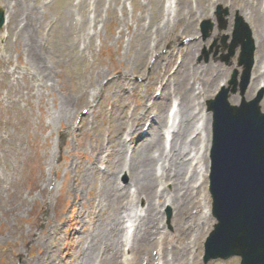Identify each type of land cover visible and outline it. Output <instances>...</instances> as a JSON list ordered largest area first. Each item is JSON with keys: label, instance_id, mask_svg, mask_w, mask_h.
I'll return each mask as SVG.
<instances>
[{"label": "rangeland", "instance_id": "1", "mask_svg": "<svg viewBox=\"0 0 264 264\" xmlns=\"http://www.w3.org/2000/svg\"><path fill=\"white\" fill-rule=\"evenodd\" d=\"M231 1L176 0V9L170 12L166 7L169 0H0V9L7 17L12 6L20 16L33 15V35L42 44L48 75L42 82L32 69L25 41L21 44L17 41L13 25L9 32L7 27L0 28V264H28L52 241L61 248L56 254L59 262L70 264V255L79 250V238L83 242L94 233L98 218L96 214L93 219L94 211L88 208L94 189L83 178V171L90 167L87 152L104 143L105 151L109 149L115 154L112 138L121 137V141L130 142V126L123 133L113 126L119 127L122 120L125 123L150 117L151 111L145 109L153 104L161 78L175 76L172 71L178 67L176 61L181 55L178 52L185 47L181 41L187 38L192 40V45L185 56L188 63L185 67L189 69L185 86L177 84L181 81L177 76L167 89L170 96L165 92L164 99L159 98L155 103L169 106L177 96L180 102L184 100V114L194 118L188 139L179 141L177 149L190 152V157H186V174L193 176L191 184L196 187L197 208L193 212L206 218L203 229L193 233L188 264H205L204 243L215 220L204 213V197L210 207L212 203L207 192L208 175L204 182L202 176L195 175V162H191L199 152L198 161L205 158L209 169L212 116L207 113L205 102L215 96L221 85H227L235 69L242 70L237 61L239 50L232 66L220 61L222 53L214 58L222 36L232 35L237 17L246 21L244 16L250 14L249 8L244 11L242 7L245 0H233L236 8ZM219 6L229 11L226 18L230 31L217 29ZM203 19L215 24L212 36L206 41L199 29ZM259 26L264 28V21L261 24L260 20ZM205 51L209 53V62ZM160 56L164 59L160 60ZM235 97L241 99L240 95ZM68 100L72 102V119L60 122L57 116ZM84 110L89 114H84ZM164 140L166 151V137ZM192 140L194 146H190ZM132 150L127 149L126 163ZM82 153L85 157L81 169L77 165ZM169 153V150L165 152L163 158ZM162 160L156 161L157 174H161ZM97 166L104 170L102 162ZM109 172L108 168L101 174ZM118 178L121 186L130 185L126 172L119 173ZM96 181L95 189L102 184L101 178ZM80 185L84 187L77 194ZM163 189L171 192L172 184L159 187L160 191ZM129 191L134 195V188L129 186ZM145 204L144 199L134 197L132 212L129 215L124 212L127 215L122 223L124 239L127 238L125 226H132L130 221L138 225ZM89 211L93 212L92 219ZM162 213L161 229L172 234L173 209L164 207ZM56 228L61 229L60 235ZM175 242L169 240V249ZM208 264H240V258Z\"/></svg>", "mask_w": 264, "mask_h": 264}, {"label": "bare ground", "instance_id": "2", "mask_svg": "<svg viewBox=\"0 0 264 264\" xmlns=\"http://www.w3.org/2000/svg\"><path fill=\"white\" fill-rule=\"evenodd\" d=\"M262 1L263 0H253L251 3L249 0H245L242 5L244 11L246 8H249L250 14L244 17L246 19L245 22L250 25L249 27L252 30L256 47V64L252 75V82L246 94L247 98H253L256 90L264 88V28L262 26L260 28L259 26L260 20L261 24L264 21V8L261 5V3L263 4ZM235 2L236 1L233 0L231 1L233 7H235ZM12 4L13 2L9 4V7H11ZM251 5L253 13L251 12ZM14 7H16V3ZM19 14L20 12L16 11L12 6L10 24L14 26L13 28L15 29L17 41L20 42V44L22 41H25V47L30 54L29 60L32 63V69L40 77L42 82H45L48 77V75H46L47 65L45 63L42 44L38 42L33 35L35 29L31 21L34 20L33 15L27 14L23 17V14L22 16ZM191 44L192 43L189 42L186 44V47L191 46ZM229 51L230 48L224 51L222 44H220L214 56L222 53L228 60H231ZM159 59L162 60L164 58L160 56ZM168 59L170 58H166V60ZM187 64L188 63L185 62V65ZM185 65H182L177 73V76H180L179 78L181 80L177 84L181 85V87L185 86L189 75V69L186 70ZM153 68L157 70L158 67ZM161 79H163V77ZM251 88H253V92L249 94ZM179 94H181V91ZM156 100L158 99L156 98ZM177 100L178 99H174L171 101L169 109L172 104L177 103L178 105ZM238 100L239 99L235 96L231 98L233 104H237ZM75 102L76 101H73V103ZM71 103L72 102L68 100L62 104L61 112L57 116L60 122L65 119H67V121L72 119L71 117L73 114L70 110ZM183 104L181 106V109L183 108V115L182 110L180 111L181 120L179 129L177 131L174 130V132L172 130L173 141L171 146L168 147L170 148V153L165 159L163 158L166 151H164V130L162 126H167L169 129L173 127L174 119L170 118L169 115L170 111L174 108H172L167 113V117H165L167 106H162L158 103H153L149 108L146 107L145 109L147 111L149 109L151 114L153 112L155 113V118H152L153 123L151 122L150 126L147 128L149 132H147L145 136H142V132L147 125V121L149 122L151 117L141 119L143 123L138 119L131 122L126 121L125 123L122 120L119 127L113 126V129H118L122 133L130 126L129 136L131 137V144H135V140H139L141 135L139 142L135 144L134 148V151L138 150L137 157L132 155L129 162L126 163L127 143L126 140L121 141V137H117L116 139L112 138L110 141L111 147H114V145L116 146L115 154L113 151H109V149L106 152L104 143L95 149L93 148L90 152H87V156L90 158V160H87L88 162L90 161V167H87V170L83 171L85 173L83 178L84 183L92 185V189H94L92 199L89 201L88 206L94 213L89 211L88 214L90 219H92L90 216L92 213L93 219H95L96 214H98V218L96 219V227L93 229L94 233L90 234L83 242L81 238H79V250L70 255V264H158L160 256L162 257L160 261L162 264H188V260L191 257L192 245L194 244L193 239L195 235H193V233L196 234L201 231V228L203 229L204 225L202 222L206 221V218L200 217L198 212H193V210L197 208L194 204L196 187H193L191 184L193 176L188 177L186 174V157H190V152L185 153V151H179V149H177L179 141L181 143L184 137L186 140L188 139L187 137L191 133L194 119L192 115L184 114ZM262 105L264 107V99ZM185 113H188L186 109ZM93 114L94 112L92 115ZM205 122H208V119ZM110 127H112V125H110ZM93 128L94 127H92V129ZM194 143L195 141L192 140L190 146H194ZM117 150L118 153H116ZM105 153L106 155L104 156L103 154ZM157 153H159V156H156ZM171 153V157H168ZM197 155L198 152L194 156L191 164L197 161ZM84 157V153L79 154L80 163L77 165V168L82 169L84 167L82 163ZM168 158L169 160H167ZM158 159H163L162 161H164L161 174L156 173L155 167ZM166 161H168L167 164ZM99 162L106 164L110 172L101 174V168L99 169L97 166ZM198 164L201 166L198 167ZM203 164H205V166H203ZM194 165L196 168L194 172L195 175L198 174V177L202 176L205 182L206 176L208 175V164L206 159L201 157L200 161ZM203 167H205V169H203ZM122 171L129 175V186L135 189L134 195L129 191V186L123 187L119 183L118 174ZM99 177L102 180V184L99 188L97 187V189H95L97 185L96 179H100ZM169 182L172 184L171 192H167L164 189L162 191L159 190L161 185ZM82 187H84V185L78 186L79 189L76 191L77 194ZM70 189L69 193L71 194L72 188L70 187ZM134 197L144 199L146 206L143 209L144 214L140 216L142 218L135 229V243H133L129 249L133 258L130 259L126 257L121 261L119 257L121 246L128 248V244L123 235L122 223L127 218L125 214L129 215L132 212ZM167 206L171 207L174 213L172 222L174 228L172 234L163 232L161 229V224H164L162 208H166ZM122 210L124 211L122 212ZM81 221L82 223L84 222L83 220ZM59 231H61V229H55L57 234H59ZM70 236H73V234H68V237ZM161 237L163 238L162 242H160ZM169 240H176L172 249H169ZM52 242L53 244L49 246L46 245L45 250L40 253L37 258L31 259L28 264H61L56 257V254L60 252L61 248L57 243L54 241ZM85 244L86 246H84ZM159 245L160 248L158 247Z\"/></svg>", "mask_w": 264, "mask_h": 264}, {"label": "water", "instance_id": "3", "mask_svg": "<svg viewBox=\"0 0 264 264\" xmlns=\"http://www.w3.org/2000/svg\"><path fill=\"white\" fill-rule=\"evenodd\" d=\"M211 27L204 26L205 37ZM239 28L238 24L231 52L233 55L242 43L244 95L250 81L254 46L249 31ZM236 77L237 72L231 84H236ZM230 92L235 93L236 88ZM228 97L229 91H223L209 103L215 113L212 150L215 215L221 223L209 238L207 248L215 253L214 257L227 259L240 254L244 257L243 264H264V113L259 103L262 97L250 102L243 100L241 106H231Z\"/></svg>", "mask_w": 264, "mask_h": 264}]
</instances>
